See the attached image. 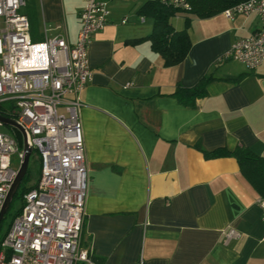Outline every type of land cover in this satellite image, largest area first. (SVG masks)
<instances>
[{
	"label": "crops",
	"instance_id": "crops-1",
	"mask_svg": "<svg viewBox=\"0 0 264 264\" xmlns=\"http://www.w3.org/2000/svg\"><path fill=\"white\" fill-rule=\"evenodd\" d=\"M101 1L109 20L91 37L92 75L80 93L83 247L97 264H264L260 198L233 158L206 159L196 148L242 147L264 158V61L249 71L227 58L235 41L260 28L259 17L176 14V30L191 19V47L179 65L165 68L150 42H133L151 33L152 18L138 11L153 0ZM83 6L25 0L20 13L33 42L74 43ZM204 76L212 80L193 108L172 96ZM230 230L236 236L226 237Z\"/></svg>",
	"mask_w": 264,
	"mask_h": 264
},
{
	"label": "built area",
	"instance_id": "built-area-1",
	"mask_svg": "<svg viewBox=\"0 0 264 264\" xmlns=\"http://www.w3.org/2000/svg\"><path fill=\"white\" fill-rule=\"evenodd\" d=\"M83 1L80 29L69 43L64 37L33 42L29 21L20 13L25 0H0V106L12 105L5 110L8 118L29 133L41 158L36 185L23 194L0 239V264H97L90 248L81 245L87 175L79 111L80 93L92 75L88 46L107 25L109 10L104 1ZM159 1L190 10L185 0ZM252 14L260 28L235 41L227 54L249 71L264 61V0H246L222 12L229 21ZM14 155L21 163L22 148L0 131V210L17 173L11 167ZM257 203L264 223V200Z\"/></svg>",
	"mask_w": 264,
	"mask_h": 264
},
{
	"label": "trees",
	"instance_id": "trees-1",
	"mask_svg": "<svg viewBox=\"0 0 264 264\" xmlns=\"http://www.w3.org/2000/svg\"><path fill=\"white\" fill-rule=\"evenodd\" d=\"M244 1L246 0H185V2L190 7L188 12H182L172 6L164 5L159 0L148 1L139 9L138 13L142 16H148L152 18L153 23L151 33L145 38L134 40L133 42H150L151 49L160 56L163 67L169 68L177 66L186 58L191 47V40L188 34V29L191 26V19L190 17L186 16L184 18L183 29L176 30L171 23L172 18H174L176 14L186 13L187 15L195 16L200 20H205L215 17L225 9ZM241 77L242 75L232 79V82L238 81ZM210 80H212L211 76H204L191 88H176L172 96L176 98L183 106L193 108L195 106V101L205 94V86ZM5 110L6 108L0 106V115L9 117L10 115L6 114ZM9 130L18 143V146L22 148L19 133L13 129ZM196 148L202 152L206 159H215L221 157L233 158L238 165L242 178L250 186L252 191L258 196V198L264 200L263 157L257 156L250 150L242 147H237L233 151L217 149L212 152H206L200 149L198 146ZM34 152L36 155L35 160L39 168V174L37 179L31 182L30 175L27 170L22 183L15 194L16 197L19 193L20 199L25 192L29 191L36 185L40 175L41 158L37 151L33 149V153ZM18 212L19 210H17L13 217ZM8 227L9 225L7 228ZM83 244L85 245V243L82 242L81 237V245L83 246Z\"/></svg>",
	"mask_w": 264,
	"mask_h": 264
},
{
	"label": "water",
	"instance_id": "water-1",
	"mask_svg": "<svg viewBox=\"0 0 264 264\" xmlns=\"http://www.w3.org/2000/svg\"><path fill=\"white\" fill-rule=\"evenodd\" d=\"M0 123L3 126L16 130L20 134L22 151H23V159L20 163L16 176L10 186L5 201L0 210V224H1L6 212L9 209L13 197L15 196L17 190L20 187V184L22 183L24 176L26 175V172L28 170L29 159L33 152V148L30 141L29 133L16 120L0 115Z\"/></svg>",
	"mask_w": 264,
	"mask_h": 264
},
{
	"label": "rangeland",
	"instance_id": "rangeland-1",
	"mask_svg": "<svg viewBox=\"0 0 264 264\" xmlns=\"http://www.w3.org/2000/svg\"><path fill=\"white\" fill-rule=\"evenodd\" d=\"M194 24L196 25L197 22H194ZM232 65H236V66L241 67V65L238 64L237 62H232ZM3 107L9 110L12 108V105L10 103H4ZM9 129H11V128L6 127V126H2L0 128V131L5 133V134H9L13 137V135ZM20 138H21V136H20ZM35 159H36V155L34 152L33 155L31 154L30 159H29V164H28V173L30 175L31 182L35 181L38 177V174H39V168L37 166V162ZM19 166H20V160L18 159L17 155L12 156L11 167L13 169L18 170ZM20 207H21V199H20L19 193H18V195L16 197L15 196L13 197V200L10 203L9 209L4 216V220L2 221V224L0 227V239L3 236V234L5 233L7 226L11 223L13 215L17 212V210L20 209Z\"/></svg>",
	"mask_w": 264,
	"mask_h": 264
}]
</instances>
